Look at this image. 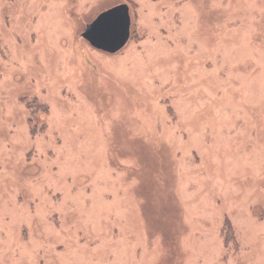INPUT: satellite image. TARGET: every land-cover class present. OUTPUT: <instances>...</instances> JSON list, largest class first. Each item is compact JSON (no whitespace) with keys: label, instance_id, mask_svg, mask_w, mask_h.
I'll list each match as a JSON object with an SVG mask.
<instances>
[{"label":"rangeland","instance_id":"obj_1","mask_svg":"<svg viewBox=\"0 0 264 264\" xmlns=\"http://www.w3.org/2000/svg\"><path fill=\"white\" fill-rule=\"evenodd\" d=\"M0 264H264V0H0Z\"/></svg>","mask_w":264,"mask_h":264},{"label":"water","instance_id":"obj_2","mask_svg":"<svg viewBox=\"0 0 264 264\" xmlns=\"http://www.w3.org/2000/svg\"><path fill=\"white\" fill-rule=\"evenodd\" d=\"M131 32L130 7L120 3L100 12L82 35L95 47L116 52L128 41Z\"/></svg>","mask_w":264,"mask_h":264}]
</instances>
